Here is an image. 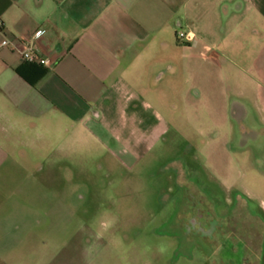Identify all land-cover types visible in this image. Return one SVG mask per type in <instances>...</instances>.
Returning a JSON list of instances; mask_svg holds the SVG:
<instances>
[{
  "label": "crops",
  "instance_id": "obj_1",
  "mask_svg": "<svg viewBox=\"0 0 264 264\" xmlns=\"http://www.w3.org/2000/svg\"><path fill=\"white\" fill-rule=\"evenodd\" d=\"M39 28L32 46L48 67L20 57ZM3 40L0 264H71L43 240L39 206L11 199L10 175L36 171L46 140L90 136L92 123L147 124L135 111L171 103L174 84L180 108L204 111L211 141L264 142V0H0ZM250 217L242 264H264V221Z\"/></svg>",
  "mask_w": 264,
  "mask_h": 264
},
{
  "label": "rangeland",
  "instance_id": "obj_2",
  "mask_svg": "<svg viewBox=\"0 0 264 264\" xmlns=\"http://www.w3.org/2000/svg\"><path fill=\"white\" fill-rule=\"evenodd\" d=\"M167 90L171 103L135 111L147 124L46 140L36 171L10 175L11 199L39 206L60 263H243L250 216L264 221V142L211 141L204 111L180 108L178 85Z\"/></svg>",
  "mask_w": 264,
  "mask_h": 264
},
{
  "label": "built area",
  "instance_id": "obj_3",
  "mask_svg": "<svg viewBox=\"0 0 264 264\" xmlns=\"http://www.w3.org/2000/svg\"><path fill=\"white\" fill-rule=\"evenodd\" d=\"M44 31L45 30L43 28H39L35 31V33L29 40H26L23 49L20 51V57L24 62L30 63V64H37V65H41L45 67H48L51 64L50 59H48L47 57L40 56L38 53L34 51L33 46H32V40L41 36L44 33ZM191 37L192 36L189 32L183 33L180 31L177 34V38L179 40H182V39L190 40ZM8 44H10L8 40H3L1 41L0 46H7Z\"/></svg>",
  "mask_w": 264,
  "mask_h": 264
}]
</instances>
